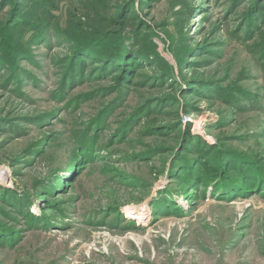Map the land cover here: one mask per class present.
<instances>
[{
	"label": "rangeland",
	"instance_id": "374dc122",
	"mask_svg": "<svg viewBox=\"0 0 264 264\" xmlns=\"http://www.w3.org/2000/svg\"><path fill=\"white\" fill-rule=\"evenodd\" d=\"M122 1L107 2L111 14ZM255 2L134 0V26L159 59L117 92L116 77L94 78L92 66L63 89L72 47L53 38L32 48L28 61L21 58L16 75L0 64V223L7 226L0 231V264H264V188L231 187L225 192L232 195L220 200L208 167L213 159L224 163L229 151L264 163V15L252 29L245 20ZM14 3L26 16V0ZM256 5L264 13V0ZM3 6L0 36L13 9ZM59 9L65 15V3ZM186 54L189 66L180 62ZM165 65L173 81L161 80ZM202 77L252 97L239 99L240 108L204 92L205 99L184 82ZM165 127L166 134L157 132ZM194 138L211 154L208 169L191 180L175 155ZM83 145L90 152L82 153ZM90 155L93 162L74 171ZM242 166L230 167L238 173ZM58 178L63 189L55 191ZM42 190L44 199L37 198ZM139 206L144 210L127 216ZM34 216L41 222L32 230ZM13 230L19 241L10 244Z\"/></svg>",
	"mask_w": 264,
	"mask_h": 264
},
{
	"label": "trees",
	"instance_id": "16d2710c",
	"mask_svg": "<svg viewBox=\"0 0 264 264\" xmlns=\"http://www.w3.org/2000/svg\"><path fill=\"white\" fill-rule=\"evenodd\" d=\"M26 2L28 3L25 9L27 13L26 16L19 12V3H14V0H4L2 5H0H7V7L11 6L13 8L12 12H10L9 19H6L8 29L5 33H1L0 36V64L7 66L12 71V75H16L17 73L13 72V70H17L18 68L17 62H19L21 58H23V61H28L30 50L38 47L43 41L49 38L69 43L72 47L71 55L64 60L65 72L61 82L63 89L68 84H76L79 78L82 81L84 79L82 71L86 67L92 66V75L94 78L99 77L102 79L104 76L105 78L110 76L112 77L111 79H115L116 77L117 89H113V91L117 92L120 91L119 87H123V84H131V80L135 78L138 69H148L152 71L155 66L151 58L159 59L155 46L152 45L149 47L146 45L150 43L149 37L143 36L142 30L134 26L136 21L135 15L133 14L134 0L122 1L121 4L114 9L115 12L113 14H111L110 11L111 6L107 4L109 0H26ZM63 3H65V7L67 8L65 15L59 12V8ZM256 3H259V0H256L254 9L251 10L249 15L245 18L248 29H252L253 25L255 26L254 21L264 15L261 11L263 9H261L259 5H256ZM139 25L142 24L139 22L137 26ZM129 30L132 31L131 34L127 33ZM251 32L253 31L249 30L250 34ZM208 53L212 54V52ZM8 54H12L15 60L7 58ZM188 55L189 54L184 55L183 59L180 60L181 64L185 66L190 65V63H185L188 59ZM111 71L116 73V75L109 73ZM23 74L25 77L29 75L27 73ZM174 79V72L171 71L169 65H165L161 80L173 81ZM199 79L200 80H194L195 82L191 83L184 79V82L188 84V89L194 90L196 88L193 86H197L199 88V90L196 91L197 94L205 97V99H221L223 102L229 103V105L233 107L240 108L239 99H250L252 97L251 92H232L233 89L220 87L222 84L219 85V83L213 80H205V77ZM18 82H22L19 77ZM109 92L110 91H107L106 95L110 94ZM204 92L209 94V98L208 95L203 96ZM147 108L148 106L145 110H143V108L138 110V113H144V111H147ZM93 124V128L98 129L102 125V119H97ZM127 126H129V124ZM100 129L101 128L97 130L96 134ZM167 130L169 131L170 128H159L157 132L166 134ZM124 131L125 130H122L118 132V134H122ZM96 134L95 138L97 137ZM196 139L198 138H194L193 140L186 139L187 142L185 145L182 146L180 148L181 150L175 155L177 164H180V167L184 166L182 171L186 172L191 180L193 177H198L200 170L203 171V169H201L202 167L208 169L207 166L210 162L208 155L211 154L208 148V152L203 153L205 150L202 146L205 144L200 142V139ZM94 140V138L87 139V145L94 144ZM193 141L196 144L195 146H193ZM81 147L82 153L85 154L87 151L90 152L89 148H85L86 145ZM202 153L203 155H201ZM220 153H222V151ZM190 154H198L202 156V159L198 162L192 160L193 158H190ZM142 157L147 156L140 155L138 159ZM87 158L88 159L84 160L82 158L83 161L79 162L78 165L76 164L77 166L73 168L74 171L75 169L77 171L83 169V165L89 164L94 160L92 155ZM224 158V163L221 159L217 158L216 160L213 159L212 163L208 166L213 174V178L218 181L214 190L218 193V198L220 200L223 199V196L227 198L232 195L231 193L225 192L231 187L236 186L239 191L248 193L254 191L253 188H258V186L264 188V163L256 156L242 152L229 151L224 154ZM78 159H80V157ZM194 161L195 167L193 168V166L189 164ZM239 164H242V167H245V169L241 168L238 173L231 170V165L240 168ZM198 165H200L199 169H196ZM253 169L260 171L261 174L259 173L258 176L252 177L251 174L253 173ZM241 171L243 173H240ZM71 178L70 174L66 176L67 185L70 184L69 180H71ZM178 178L180 177L178 176ZM60 179L62 180V178H58L57 180L59 183L55 182L53 184V190L63 189L60 185ZM247 180L250 181V184H246ZM55 185L59 186L57 187ZM213 187H215V185H213ZM43 193L44 190L40 191L37 198L44 199L42 198V195H44ZM253 195H255V193H253ZM3 199H8V204L16 208L18 212H21L19 203H15L9 197V194H4ZM25 200L26 202L30 201L28 205L32 204V200L29 199V197H26ZM164 201L165 200H163V202ZM159 205L161 204L159 203ZM165 206L168 208V205ZM173 208L179 209L176 204L173 205ZM31 221L32 224H30V228L32 230L39 227L38 223L41 222L40 219L35 216L31 217ZM0 227V231L7 228V226L1 223ZM13 233L14 237L7 240L10 244L15 243L16 240L19 241L18 232L13 230Z\"/></svg>",
	"mask_w": 264,
	"mask_h": 264
},
{
	"label": "bare ground",
	"instance_id": "6f19581e",
	"mask_svg": "<svg viewBox=\"0 0 264 264\" xmlns=\"http://www.w3.org/2000/svg\"><path fill=\"white\" fill-rule=\"evenodd\" d=\"M142 207H143V206H139V207H135L134 209H131V211H129V212L127 213V216L132 217V216H134L135 214H137L138 211H142V210H144ZM138 215H139V214H138Z\"/></svg>",
	"mask_w": 264,
	"mask_h": 264
}]
</instances>
